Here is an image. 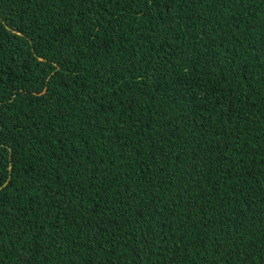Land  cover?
<instances>
[{"label":"trees","instance_id":"obj_1","mask_svg":"<svg viewBox=\"0 0 264 264\" xmlns=\"http://www.w3.org/2000/svg\"><path fill=\"white\" fill-rule=\"evenodd\" d=\"M0 264H264V0H0Z\"/></svg>","mask_w":264,"mask_h":264}]
</instances>
